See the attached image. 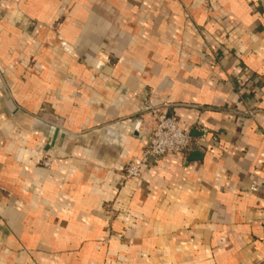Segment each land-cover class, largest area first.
<instances>
[{"label": "crops", "instance_id": "0c3cea01", "mask_svg": "<svg viewBox=\"0 0 264 264\" xmlns=\"http://www.w3.org/2000/svg\"><path fill=\"white\" fill-rule=\"evenodd\" d=\"M0 264H264V0H0Z\"/></svg>", "mask_w": 264, "mask_h": 264}, {"label": "built area", "instance_id": "2783aa9c", "mask_svg": "<svg viewBox=\"0 0 264 264\" xmlns=\"http://www.w3.org/2000/svg\"><path fill=\"white\" fill-rule=\"evenodd\" d=\"M152 117L153 124L148 145L140 160L129 163L123 169L122 185L129 181L144 179L143 168L150 161L158 163L166 154H183L202 147L204 139L193 138L191 131L183 128L175 116L152 109ZM45 165L49 166V162H45ZM252 189L253 191L258 190L256 187Z\"/></svg>", "mask_w": 264, "mask_h": 264}]
</instances>
